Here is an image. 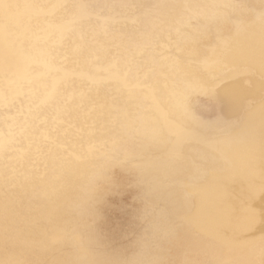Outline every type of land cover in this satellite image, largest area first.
<instances>
[{"label": "bare ground", "instance_id": "6f19581e", "mask_svg": "<svg viewBox=\"0 0 264 264\" xmlns=\"http://www.w3.org/2000/svg\"><path fill=\"white\" fill-rule=\"evenodd\" d=\"M0 264H264V0H0Z\"/></svg>", "mask_w": 264, "mask_h": 264}, {"label": "rangeland", "instance_id": "374dc122", "mask_svg": "<svg viewBox=\"0 0 264 264\" xmlns=\"http://www.w3.org/2000/svg\"><path fill=\"white\" fill-rule=\"evenodd\" d=\"M203 100V101H202ZM198 106H197V112L203 117V116H205L206 117V119H208V118H215V115H216V108H215V106H214V104L212 103V102H210V101H208V100H206V99H201L200 101H199V103L197 104ZM200 106V107H199ZM207 115V116H206ZM209 116V117H208ZM205 117H203V118H205ZM210 119H208L207 121H209ZM214 120V119H213ZM210 121H212V120H210ZM128 198V199H127ZM131 199V200H130ZM122 201H127L126 203L125 202H123L124 204H127V205H131V203H133V199L131 198V197H129L128 195L126 196H123L122 197ZM126 229V231L127 230H129V228L128 227H126L125 228ZM136 235H137V233L135 234V233H133V232H131L130 233V238L129 239H127L125 242H124V244H130V245H133L134 243V241H135V239H136ZM128 244V245H129Z\"/></svg>", "mask_w": 264, "mask_h": 264}]
</instances>
